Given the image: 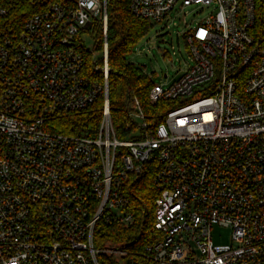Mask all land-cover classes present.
Listing matches in <instances>:
<instances>
[{
  "label": "built area",
  "instance_id": "obj_1",
  "mask_svg": "<svg viewBox=\"0 0 264 264\" xmlns=\"http://www.w3.org/2000/svg\"><path fill=\"white\" fill-rule=\"evenodd\" d=\"M263 1L131 0L133 15L166 27L186 7L210 13L185 35L188 69L169 87L153 82L148 107L132 97L117 127L108 44L96 61L81 41L100 23L107 40L108 0H0V264L126 257L96 248L95 228L134 223L127 183L151 164L159 237L145 258L264 264ZM93 111V137L52 126ZM216 225L230 245L213 242Z\"/></svg>",
  "mask_w": 264,
  "mask_h": 264
},
{
  "label": "trees",
  "instance_id": "obj_2",
  "mask_svg": "<svg viewBox=\"0 0 264 264\" xmlns=\"http://www.w3.org/2000/svg\"><path fill=\"white\" fill-rule=\"evenodd\" d=\"M131 0H108L107 40L102 23L94 26L96 49L104 50L108 44L110 65L109 98L111 115L117 127L126 123L127 107L132 97H138L148 107L147 93L153 85L151 79L139 68L126 60V54L152 27L146 20L133 15ZM264 3V1H263ZM149 111L157 108L150 107ZM101 113L99 111L81 112L70 119L53 122L55 131L83 137H93L96 133ZM156 165H148L138 177L127 183L129 203L127 209L134 213L132 225L111 220L98 224L94 233V245L98 249L107 246H122L126 252V264H154L144 257L146 246L155 242L159 235L154 229L156 200L160 190L155 184ZM99 264H119L113 257L99 255Z\"/></svg>",
  "mask_w": 264,
  "mask_h": 264
},
{
  "label": "rangeland",
  "instance_id": "obj_3",
  "mask_svg": "<svg viewBox=\"0 0 264 264\" xmlns=\"http://www.w3.org/2000/svg\"><path fill=\"white\" fill-rule=\"evenodd\" d=\"M210 13V9L200 6L186 7L182 11L174 12L172 20L165 24H152L147 32L126 54L128 63L140 67L152 82L171 86L177 81L191 64V56L186 44V33L198 25ZM81 41L85 50L93 52V59L101 61L103 50L96 49L97 39L94 33L87 31L81 34ZM164 74L168 77L164 78ZM130 140L131 138L128 137ZM213 242L216 245H230L232 230L218 225L212 229ZM112 250L114 246H107ZM122 249V246H120ZM124 251V250H123ZM125 252V251H124ZM117 263L126 264L125 257L120 254L111 255Z\"/></svg>",
  "mask_w": 264,
  "mask_h": 264
}]
</instances>
